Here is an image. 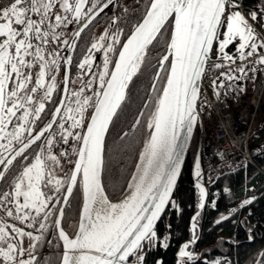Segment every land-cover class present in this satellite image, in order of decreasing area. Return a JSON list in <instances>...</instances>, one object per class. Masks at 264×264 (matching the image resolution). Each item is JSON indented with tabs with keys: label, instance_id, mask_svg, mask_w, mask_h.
I'll list each match as a JSON object with an SVG mask.
<instances>
[{
	"label": "snow or ice",
	"instance_id": "obj_1",
	"mask_svg": "<svg viewBox=\"0 0 264 264\" xmlns=\"http://www.w3.org/2000/svg\"><path fill=\"white\" fill-rule=\"evenodd\" d=\"M112 4L113 0H0V264H40L41 247L45 242L52 244L46 233L54 215L52 223L64 249L61 264H148L154 248L169 247L168 237L158 234L156 224L169 206L183 152L193 134L197 81L214 43L218 58L228 66L241 62L240 74H246L243 62L254 56L257 59L250 60L251 71L264 65V41L257 40L253 24L239 11L237 0H149L130 35L116 26L119 18H110L112 30L94 38L76 65L81 73H91V78L82 82L79 92L69 93L72 56H62L49 45H63L73 52L81 33ZM258 15H264V7L251 11V20L257 25ZM74 22L80 27L71 32L70 39H62L64 30ZM167 25L171 26L170 41L158 59L152 84L156 95L147 122L149 139L140 153L138 174L127 184L129 194L112 203L102 183L105 138L123 110L127 90L145 63L149 46L159 42ZM230 45H235L232 55L226 51ZM97 52L103 53V62L94 68ZM61 60L65 77L57 104L53 95ZM220 77L229 81L239 78L231 71ZM162 79L165 83L158 87ZM218 86L224 87L223 79ZM85 87L91 95L84 94ZM50 103L56 106L46 110ZM148 107L146 103L144 108ZM89 108L94 109L90 119ZM139 123L137 118L135 125ZM70 140L79 145L72 148L77 156L74 169L70 176L58 178L55 169L68 153L57 154L54 149ZM201 175L197 159L196 187L203 209L206 192L199 183ZM78 184L83 194L82 213L75 238H70L61 222L64 206ZM254 199L243 201L241 207ZM227 219L229 216H224L216 223ZM192 228L195 232L196 217ZM178 256L180 264L198 260L188 243ZM153 264L163 261L154 260Z\"/></svg>",
	"mask_w": 264,
	"mask_h": 264
},
{
	"label": "trees",
	"instance_id": "obj_2",
	"mask_svg": "<svg viewBox=\"0 0 264 264\" xmlns=\"http://www.w3.org/2000/svg\"><path fill=\"white\" fill-rule=\"evenodd\" d=\"M244 1L250 4L260 0ZM142 12L143 10L126 32L130 31L133 23H137ZM166 28L158 38L159 42L149 46L145 63L127 90L123 110L114 118L106 136L103 185L112 200L117 199L124 191L144 144L149 139L147 122L153 111L152 104L156 94L152 92L149 101L146 99L157 70L158 59L165 54L170 41L171 26L167 25ZM234 48L235 45H230L227 50ZM164 82L162 79L158 87ZM146 103L149 105L147 109L144 108ZM141 112L144 113L143 116H140ZM137 118L140 123L135 125ZM195 148L196 141L186 158L171 203L156 224L158 234L168 237L169 247L154 248L149 254L148 264H153L154 260H162L163 264H180L178 253L185 243L189 244L190 251L195 252L194 255L198 258L196 264H213L218 257H227L231 264H241L264 247V146H260L254 162L246 161L216 176L207 189L205 207L200 211L199 189L192 173ZM253 197L255 199L251 204L241 207L243 201ZM213 201L215 208L212 207ZM224 216H229V219L217 224L216 221ZM193 217H196L195 232L192 228ZM192 240L195 242H191ZM256 255L258 253L253 257L256 258ZM262 257L264 249L258 260ZM59 260L60 255L56 257L55 264ZM261 263L264 264V260Z\"/></svg>",
	"mask_w": 264,
	"mask_h": 264
},
{
	"label": "built area",
	"instance_id": "obj_3",
	"mask_svg": "<svg viewBox=\"0 0 264 264\" xmlns=\"http://www.w3.org/2000/svg\"><path fill=\"white\" fill-rule=\"evenodd\" d=\"M239 11L253 24L255 35L264 41V34L247 15L241 0H237ZM218 57H210L209 62L219 60ZM257 59L249 58L248 61ZM241 67V62L231 64ZM251 65L243 74L253 85L250 97H245L238 92H233L231 81H225L223 88L213 84L220 68H214L204 77L201 87V104L207 107L206 111L200 110L203 124L204 159L203 170L206 177L216 175L218 172L235 167L238 164L250 160L254 162V155L259 151L257 147H251L250 142L258 130L257 122L260 110L261 96L264 84V65H256V71L250 70ZM261 70L260 76L256 72Z\"/></svg>",
	"mask_w": 264,
	"mask_h": 264
},
{
	"label": "flooded vegetation",
	"instance_id": "obj_4",
	"mask_svg": "<svg viewBox=\"0 0 264 264\" xmlns=\"http://www.w3.org/2000/svg\"><path fill=\"white\" fill-rule=\"evenodd\" d=\"M243 3L244 8L251 13L252 10L254 9H260L264 7V0H260L258 2H251L250 4H246L244 0H241ZM149 2V0H113V4L110 5L109 9H106L104 13H101L99 16L96 17L95 20L89 25L88 28L84 30L83 33H81V36L76 40V47L75 50L71 53L67 52L64 48L63 45H58L56 43H51L49 45L50 50L52 49H58L61 52L62 56L66 55H71L72 56V65L70 67V71L68 72L69 76V81H68V90L69 93L72 92H79L80 88L82 86V82L86 81L87 79L91 78V73H87L85 70V73H81L76 65L82 60L83 55L85 54L87 48L90 47L91 43L93 42L94 38H98L100 35L104 34L105 30L111 31L112 29L110 28L111 25V17H116L119 18L117 19V25L119 27L124 28L125 32L126 30L130 27V24L134 22L136 16L144 10L143 8L145 5ZM127 9V11H125ZM260 16V15H258ZM142 16L140 17V19ZM140 19L137 21L139 22ZM134 24V23H133ZM132 24V25H133ZM80 25L76 24L75 22L71 25H69L68 29L64 30L65 35L62 37V39H70L71 38V32L77 28H79ZM132 28L130 29V31ZM126 32L127 34L130 33ZM125 36L121 37V40H125ZM119 47V46H118ZM95 62H94V68L96 65H101V59L103 58V53L102 52H97L95 53ZM116 59V55L113 56V60ZM38 69H33V71H37ZM99 69H96L98 71ZM64 77H65V69L63 66V60H61V69L60 71L56 74V82H57V91L53 95V101H55L57 104L60 100V98L63 96V88H64ZM154 80V79H153ZM87 87H85L84 94H86ZM56 105L55 104H48L46 105V110L47 109H54ZM93 109H90L88 113V119L92 113ZM43 125H40L42 127ZM55 128V126H54ZM85 131V130H84ZM35 134V133H34ZM197 139V135L195 133V136L192 140V144L195 140ZM40 142H37L39 144ZM74 141L70 140L69 144H65L62 147H58L54 149V151L57 152V154L61 151H66L70 152L72 151L73 147H78ZM192 147V145H191ZM190 147V149H191ZM33 149H37L36 145H33ZM61 150V151H60ZM31 151V150H30ZM190 154V151L188 155ZM77 159V156L75 155V158L73 159V162L70 164L68 160V167L66 172H59L58 178H63L66 175L70 176L71 172L74 169V162ZM0 169H2V166H0ZM83 201V194L82 190H79V184L77 185V188H74L73 191V196L70 197L69 203L64 206L65 212H64V217L61 222V226L63 227L64 230H66L70 235L71 230L69 229L70 224L69 221L71 220L72 217H78L79 221V216H80V210H81V205ZM56 218V215L52 217V220L49 221L50 227L48 232L46 233V240H52V244L49 245L45 242L43 248L46 252L50 254H54L55 258L58 257L62 254V242L59 241L58 239V231L55 228L54 224L52 221ZM77 221V225H78ZM17 226L19 227H24V225H19L17 222ZM26 231L32 230V229H25Z\"/></svg>",
	"mask_w": 264,
	"mask_h": 264
},
{
	"label": "rangeland",
	"instance_id": "obj_5",
	"mask_svg": "<svg viewBox=\"0 0 264 264\" xmlns=\"http://www.w3.org/2000/svg\"><path fill=\"white\" fill-rule=\"evenodd\" d=\"M248 15L249 17L251 18V13L248 12ZM258 23L260 24V29L261 31L263 32L264 34V15H260L258 16ZM258 40V39H257ZM259 41V40H258ZM214 52L216 55H220L218 52H217V44H214V48H213ZM226 51L232 55L235 53V50L234 51H230V50H227ZM114 56V55H113ZM113 59V57H112ZM239 61V60H237ZM102 62H103V58L101 59V65H102ZM217 64H221V65H226L224 67H220L221 69V72H229L231 71L232 73L236 74L239 73L238 69L236 68H233L231 65L228 66V62H226L225 60H219V62H217ZM100 70V69H99ZM98 70V71H99ZM220 79H222V77H219ZM220 79L217 78V83L219 84L220 83ZM165 81V80H164ZM165 83V82H164ZM92 92L90 89H87L86 91V95H91ZM262 102H261V109H260V113H259V116H258V123H257V126L259 128V132H263L264 131V110H263V105H264V89H263V92H262ZM91 108H89L88 110V113L90 111ZM207 108L203 109V111H206ZM196 132L198 134L199 132V124L197 125L196 127ZM196 141V138L195 140ZM264 146V145H263ZM61 151V150H60ZM195 152V150H194ZM68 155L65 156V157H62L61 158V163H60V166H58L56 169H55V175L58 177L59 175V172L62 173V172H66L67 171V167H68V160L70 162V164L73 162V159L75 158V154H73L72 151L70 152H67ZM199 159V164H200V169H201V172H202V175L201 177L199 178V183L200 184H204L205 182H207L208 184H211L216 176H211V177H206L205 176V173H204V170H203V164H202V159L201 157L199 156L198 157ZM58 174V175H57ZM63 175V173H62ZM67 176V175H66ZM78 217H72L71 220L69 221V224H70V227L69 229L71 230V234L74 235L76 229H77V220ZM28 244V241H27V238H25V246H27ZM44 246V245H43ZM43 246L41 247L40 249V252H39V257H41V262L40 264H45V262H48V264H55L56 262V258H55V255L54 254H50L48 252H46L43 248ZM63 249V248H62ZM193 252V251H192ZM193 254H195V252H193ZM260 254L256 255V258H254L253 256L248 260L247 264H257V261H258V257H259ZM262 264V263H261Z\"/></svg>",
	"mask_w": 264,
	"mask_h": 264
},
{
	"label": "water",
	"instance_id": "obj_6",
	"mask_svg": "<svg viewBox=\"0 0 264 264\" xmlns=\"http://www.w3.org/2000/svg\"><path fill=\"white\" fill-rule=\"evenodd\" d=\"M141 19H142V18H141ZM131 31H132V30H131ZM130 34H131V32L129 33V35H130ZM125 39H126V38H125ZM213 47H214V45H213ZM116 58H117V56H116ZM206 66H207V62H206V65H205V69H206ZM205 69H204V72H205ZM204 72H203V74H202L201 79L197 81V83H198V85H199V95H200V87H201V82H202V78H203ZM153 82H154V80H153ZM153 82H152V84H153ZM152 84H151V87H150V90H149V93H148V96H147V99H146L147 101H149V99H150V97H151V95H152ZM197 102H198V100H197ZM197 102H196L197 121H196V124H195L194 129H193V134H192L191 138L188 140L187 145H186V147H185V150H184V152H183V162H182V165H181V171H180V174H179V176H178V178H177V182H176V184H175V186H174L173 192H172V194H171V197H170V203H171L172 197H173V195H174V191H175L176 185H177L178 180H179V178H180V175H181V173H182V169H183L184 163H185V161H186L187 155H188V153H189L190 146H191V142H192V139H193L194 133H195V131H196V127H197V125L199 124V132H198L197 143H196V151H195V154H194V157H193V160H192V173H193V176H194L195 182H196V184H197V178L195 177V164H196V161H197L198 157L200 156V152H201V144H202V124H201V121H199L198 109H197ZM93 111H94V109H93ZM93 111H92V112H93ZM89 119H90V117H89ZM85 131H86V129H85ZM106 136H107V135H106ZM105 140H106V138H105ZM181 141H183V134H182V136H181ZM263 143H264V133L257 135V136L255 137V139H254V141H253L252 144H253V146H258V145H261V144H263ZM139 159H140V158H139ZM138 161H139V160H138ZM137 163H138V162H137ZM136 165H137V164H136ZM135 168H136V166H135ZM135 168H134V170H135ZM134 170H133V172H132V174H131V177H132V175H133V173H134ZM102 175H103V174H102ZM131 177H130V178H131ZM130 178H129V181H130ZM129 181H128V182H129ZM102 183H103V178H102ZM127 184H128V183H127ZM200 185H201V187H203V188L205 189L206 197H207V188L205 187L204 184H200ZM126 190H127V185H126L124 191L122 192V194H121L120 196H122ZM205 202H206V199H205ZM170 203H169V205H170ZM82 206H83V201H82V205H81L80 216H81V213H82ZM168 207H169V206H168ZM168 207H166V209H167ZM166 209H165V211H166ZM200 210H201V209L199 208V211H200ZM162 215H163V214H162ZM80 216H79V221H80ZM161 217H162V216H161ZM79 221H78V225H79ZM157 223H158V222H157ZM77 231H78V226H77V229H76L74 235L71 236V235L65 230V232L69 235V237H74V238H75V235H76ZM195 240H196V239H195ZM195 240H194V241H195ZM191 242H193V240H192ZM182 246H183V245H182ZM182 246H181V247H182ZM262 250H263V248H262ZM63 251H64V249H63ZM62 254H63V253H62ZM61 261H62V257H61V260H60V263H59V264H61Z\"/></svg>",
	"mask_w": 264,
	"mask_h": 264
},
{
	"label": "bare ground",
	"instance_id": "obj_7",
	"mask_svg": "<svg viewBox=\"0 0 264 264\" xmlns=\"http://www.w3.org/2000/svg\"><path fill=\"white\" fill-rule=\"evenodd\" d=\"M261 84H264V77L262 78V81H261ZM138 164H140V159H139V161H138V163H137V165ZM137 165H136V168H135V170H134V173H133V175H135V174H138L137 173ZM132 175V176H133ZM132 178V177H131ZM131 178H130V180H131ZM105 194H106V192H105ZM129 194V192H128V189L124 192V194L122 195V196H120V197H118L117 199H115V200H112V199H110L109 197V200L112 202V203H118V202H120V201H122L123 199H125V197L127 196ZM107 195V194H106ZM108 196V195H107ZM70 238H74V237H70ZM216 261H219L220 262V264H230V260L227 258V257H218V258H216L214 261H213V264H214V262H216ZM248 262V261H247ZM247 262L245 261V263H243V264H247Z\"/></svg>",
	"mask_w": 264,
	"mask_h": 264
},
{
	"label": "crops",
	"instance_id": "obj_8",
	"mask_svg": "<svg viewBox=\"0 0 264 264\" xmlns=\"http://www.w3.org/2000/svg\"><path fill=\"white\" fill-rule=\"evenodd\" d=\"M236 81H238L239 83H237V89L244 95L249 96L252 88L247 87L244 83V81H241V79H237Z\"/></svg>",
	"mask_w": 264,
	"mask_h": 264
}]
</instances>
